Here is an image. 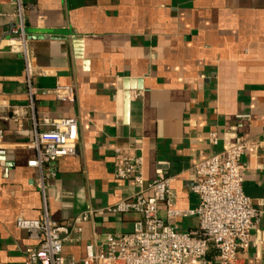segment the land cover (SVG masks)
Returning a JSON list of instances; mask_svg holds the SVG:
<instances>
[{
	"label": "crops",
	"instance_id": "obj_1",
	"mask_svg": "<svg viewBox=\"0 0 264 264\" xmlns=\"http://www.w3.org/2000/svg\"><path fill=\"white\" fill-rule=\"evenodd\" d=\"M21 1L34 85L76 92L72 102L39 95L36 116L41 123L77 119L79 142L74 156L42 172L28 166L36 152L27 147L34 132L26 67L7 47L18 22L15 0H0V264H25L26 250L37 245L17 220L43 219L41 173L52 221L95 211L79 240L64 246V256L81 264L86 245L104 250L107 235L132 232L138 219L99 213L138 192L115 177L122 154L143 158L146 183L161 173L173 178L176 207L191 210L199 203L194 165L235 138L254 145L241 160L242 188L259 214L236 264H264V0ZM171 223L189 232L199 220ZM214 256L211 249L207 259Z\"/></svg>",
	"mask_w": 264,
	"mask_h": 264
},
{
	"label": "built area",
	"instance_id": "obj_2",
	"mask_svg": "<svg viewBox=\"0 0 264 264\" xmlns=\"http://www.w3.org/2000/svg\"><path fill=\"white\" fill-rule=\"evenodd\" d=\"M14 7V17L18 22L10 32L7 47L11 54L21 56L25 62L29 99L26 108L34 132L33 140L27 147L36 152V158L28 162V166L42 172L45 165L77 153L79 125L75 118L39 122L35 111L36 98L53 94L58 100L72 102L76 92L72 86L59 85L53 90H43L34 85V69L25 31V7L21 0H15ZM42 126L48 129L40 130ZM2 137L0 131V140ZM208 140L214 146L219 144L216 133L209 134ZM253 149L251 142L235 138L233 142H225L220 153L197 162L191 192L199 203L191 210L176 207L173 178L161 173L146 183L143 158L122 154L115 177L119 181L132 182L138 192L131 199L122 200L99 213H131L137 215L138 219L132 232L107 235L104 250L97 251L92 243L86 245L81 264H236L239 251L248 248L250 230L259 218L252 200L242 188L244 168L241 160ZM54 176L52 173L51 177ZM45 179L41 173L37 182L44 200L43 219L17 220V227L37 243L26 250L25 264H77L64 256V246L79 240L81 224L88 222L95 211L82 212L62 223L52 221L47 213ZM162 210L165 217L161 216ZM186 217H197L198 228L182 232L171 223L174 219ZM211 249L215 251L212 261L207 259Z\"/></svg>",
	"mask_w": 264,
	"mask_h": 264
},
{
	"label": "water",
	"instance_id": "obj_3",
	"mask_svg": "<svg viewBox=\"0 0 264 264\" xmlns=\"http://www.w3.org/2000/svg\"><path fill=\"white\" fill-rule=\"evenodd\" d=\"M4 151H0V154L2 153L3 154Z\"/></svg>",
	"mask_w": 264,
	"mask_h": 264
}]
</instances>
